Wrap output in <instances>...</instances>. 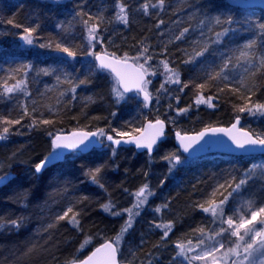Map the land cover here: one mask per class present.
I'll return each mask as SVG.
<instances>
[{
  "label": "trees",
  "instance_id": "16d2710c",
  "mask_svg": "<svg viewBox=\"0 0 264 264\" xmlns=\"http://www.w3.org/2000/svg\"><path fill=\"white\" fill-rule=\"evenodd\" d=\"M121 2L128 10L126 25L115 19L117 0H0V117L15 120L23 116L20 124H0V132L4 126L10 128L7 137L0 140V162L4 168L1 176H9L0 185V223L5 225L0 230V264H66L81 260L105 240L114 241L120 231L119 219L103 206L115 205L112 211L127 206L128 196L145 184L155 185L157 176L164 187L149 200L146 215L140 216L141 223L130 237L129 248L134 257L128 258L127 248L120 254V261L163 264L171 255L169 247L191 240L195 231L213 223L210 214L204 213L199 205L207 207L209 200L219 203L225 197L232 201L239 193L232 192L235 185L254 164L264 161L263 156L208 155L188 160L170 176V163L156 162L163 149L170 148L169 152L180 161L185 159L173 141H165L152 158L137 155L133 149L115 151L109 147L75 155L41 175L34 174L32 168L51 152L53 137L77 130L103 129L106 134L103 137L119 138L116 132L134 136L145 122L160 119L168 124L169 138L174 132L193 134L205 128L228 127L239 117L243 125L249 126L246 130L254 136H264V115L238 111L240 107L264 103V69L254 80L250 79L255 68L241 57V51H249L243 45L251 38L262 43L251 49L250 55L264 53V38L256 34L257 23H264V11L234 8L226 0H165L163 9L149 8V14L145 15L141 5L146 0ZM228 9L238 21L231 25L235 31L216 43V33L222 30V25L214 18ZM101 13L104 16L101 41L90 46L82 20ZM9 20L13 23H8ZM25 27H37L30 47L22 43ZM185 28L188 32L184 38L176 40ZM57 43L75 51L76 57L57 53ZM205 46L208 51L195 56ZM143 47L149 49L147 55L152 57L145 65L151 81L147 85L152 94L149 109L137 95H124L117 102L113 92L117 87L115 79L96 67L93 55L84 54L106 53L119 59L127 54L128 61H133ZM190 58H194L193 63H184ZM161 61H167L180 74L181 83L165 84L167 91L160 87L166 79ZM226 61L227 81L206 80L208 73L220 71ZM139 62L143 63V58ZM42 68H55L56 72L44 75L39 72ZM17 80L26 81L24 91L5 95L4 87L14 85ZM81 80L87 83L80 84L73 94L71 86ZM241 80L257 85L250 100L245 89L238 93L231 90L240 88ZM200 83L205 84L202 90L195 87ZM183 84L189 87L181 91ZM198 92L205 97L213 96L214 107L195 105ZM25 107L27 116L23 115ZM182 108L189 110L179 113ZM43 120L52 122L43 124ZM33 121L35 126L30 127ZM96 168L101 171L97 182H93L90 174ZM249 189L253 199L264 200L263 186ZM68 207L79 212L78 225L68 219L57 220ZM157 207L160 212L155 211ZM12 220H18L21 226L8 227ZM156 221L173 224L166 238L158 237L160 241L150 230L149 224ZM88 238L91 242L81 248Z\"/></svg>",
  "mask_w": 264,
  "mask_h": 264
},
{
  "label": "snow or ice",
  "instance_id": "6c2138e0",
  "mask_svg": "<svg viewBox=\"0 0 264 264\" xmlns=\"http://www.w3.org/2000/svg\"><path fill=\"white\" fill-rule=\"evenodd\" d=\"M165 5V0H156L155 3H149L146 2L141 5V11L145 15L149 14V8H158L163 9ZM116 8V16L115 19L123 24H128L129 18H128V10L127 6L121 2V0H117V3L115 4ZM95 19V23H90ZM215 22L219 25H222V30L218 33H216V43H220L222 38L227 37L230 32L235 31L232 29L231 25L233 23H237L238 21H235L233 19V16L231 15V10L228 9L227 12H222L220 15L216 16ZM104 22V16L101 13L100 15L93 17L91 15L88 16V19L82 20V23L87 31V39L90 46L93 45V42H100L101 41V30L100 25ZM8 23H13L12 20H9ZM111 23V21H109ZM160 23L162 24L163 21L161 20ZM227 25V27H223V25ZM16 27H20V25H16ZM38 27V26H37ZM37 27H25L23 29L24 35L22 39L29 45L33 44L32 34L37 31ZM159 27V24L157 25ZM257 36L264 38V23H257ZM106 30V29H105ZM188 32V29L185 28L183 31L179 33L178 36L175 37L176 40H181L184 38L185 33ZM261 41L257 38H251L247 40L243 48L245 50L249 51H241V57H244L248 60V63L251 64L255 71L250 73V79L255 78L257 73L261 71V69H264V53H261L259 56H255L254 53L250 55V50L254 47H260ZM43 47V45H41ZM56 50L62 53H65L68 57L75 58L77 53L73 50H71L69 47L63 46L61 43L56 44ZM208 51V48L205 46L202 51L196 52L195 56H203L205 52ZM149 52V49L147 47H143L136 57L133 58V61L131 64L128 63V57L127 54H125L123 60L113 58L109 59L107 56L100 55L99 53H93V52H86L85 55H93L95 57V60L99 62L98 67L100 69H110L112 72L116 74V77L118 78V86L113 89V92L117 96V102L119 100L124 98V93L131 92L133 90L136 91L138 95L142 94L143 96V103L145 107L148 106V104L152 100V94L147 90V85L151 83V81L147 80L145 77L148 75V69L145 67V65L148 64V61L152 59L151 55H147ZM143 58V63H140L139 61ZM253 58L255 59V63H253ZM194 58H190L187 61H184V63H193ZM163 64L166 79L163 84H161V90L167 91L165 88V84H180V74L175 69L171 68L167 61H161ZM118 65H122L125 69H128L130 71H120L118 70ZM25 67H30V65H27ZM229 62L226 61L220 71L213 73H208L206 80H214V79H221L224 81H227L229 79V76L225 74V70L228 69ZM245 71H248L246 68ZM39 72L43 73L44 75H51L56 72L55 68H42L39 70ZM152 75H155V73H151ZM57 81L60 80V77H56ZM68 83L71 84V81H68ZM87 83L86 80L79 81V84H74L71 86V92L74 94L76 91V88L79 87L80 84ZM26 85V81L24 80H17L16 83L12 86H5L3 89L4 94H11L18 91H24V87ZM240 88H233L231 89L233 92H240L241 89H245L248 93V100L251 99V95L254 94V90L256 89L257 85L253 82L251 85L248 84L246 80L240 81ZM189 87L188 84H183L182 88L180 89L183 91L184 88ZM195 87L197 89H204L205 84L200 83L196 84ZM123 89L121 91L120 89ZM219 91H223V89H219ZM65 95V93H61V96ZM73 99H75V96L73 95ZM213 96H207L205 97L202 92H198L195 98V105H207L208 107H214V104L212 103ZM189 109L188 108H182L179 109V113H186ZM239 112L244 113L248 112L249 114L256 115H264V103H257L252 106H245L240 107L238 109ZM24 116L28 115V110L25 107ZM115 115V113H113ZM15 119L10 120L4 117H0V124L4 125H17L21 123V119ZM52 121L50 120H43V124H49ZM240 119L237 117L236 123L232 124L231 128H205L203 131L197 133L194 136H181L179 133H177V138L180 141L181 146L183 147V150L185 152H188L191 147H193L194 144H198L201 140L205 138L208 134H217V133H223L224 135L228 136L229 139L232 141V143L236 146L238 149H243L245 151H252L256 149H260L261 151H264V136L256 135L253 137L248 132H242L241 136H237L233 134V130L237 128V124H239ZM35 126V121H33V124L30 125V127ZM164 126L165 121L157 119L155 123H149L148 128L153 130V134L145 140L143 137H135V136H129L126 132H116L115 129H113L114 132H116V136L119 137V139H114L112 135H107L106 138L108 141H111L115 145H120L121 142L123 143H135L137 148H147L149 152L152 151L153 145L156 143L157 139L159 137H162L164 135ZM10 132V128L8 126H4L2 128V132H0V140H4L7 135ZM105 132L103 129L98 130V132H78L73 133V137L75 139H69L67 137H61L56 136L52 140V145L54 150L55 149H79L82 145L84 147H87L86 141L89 140L90 137H96V136H105ZM125 137H128L125 139ZM61 158V154L58 152H50L48 156H46L43 160H41L39 163L35 165V171L37 173H40L44 168H46L50 163H52L55 160H59ZM168 159L175 161L176 164L180 163V158L178 156L176 157H169ZM256 165H253L252 168L248 170V173L246 174V177L244 179H241L239 183L235 185V188H233L232 192H239V190L242 188V186L246 185L248 183L249 179H252L255 177L256 172ZM101 171L100 168H96L93 173H91V178L93 182L96 181L97 174ZM261 176L264 177V173H261ZM9 177L3 176L0 177V185L7 182ZM102 187V185H101ZM220 187H224L221 185ZM232 192L229 193V196L232 195ZM147 193V194H146ZM137 198V203L135 205L136 208L141 207L143 204L146 203L148 195H152L150 191H148V185L145 184L142 186L135 194ZM86 199V198H85ZM228 197H225L222 199L219 203H216L214 199L208 201V206L205 207L204 204H200L199 207L202 209L204 213H209L211 217L213 218V221L219 220L221 225H227V227H220L217 231H215L214 236L209 237L210 240H215V237L217 236H223L225 239H229L230 237H235L237 240V243H235L234 247L227 248L226 251L223 252V254L220 257L216 256V253H219L221 249H224L226 247L225 243H222L220 241H217L216 243L219 244V247H209L206 250L202 251L199 255L188 257L186 255V249L183 244H177L176 247L179 249L178 255L184 256L185 259H188L190 262L192 260L196 261H208L209 258H211V264H220V261H225V264L228 260V258L235 257V259L232 260V264H257L258 257H264V206H257L256 201L249 199L246 203V210L244 211V214L237 215L236 211H233V214L227 215L225 213V205L227 203ZM104 210L107 212H110L112 215L119 216L121 215V212L112 211V209L115 207V205L109 203L105 204ZM164 207H167V205H164ZM125 212L130 213L128 221H126L125 227L122 229V232H127L129 228L132 226V216L131 212L132 209H124ZM156 212H160L161 208L157 207L155 209ZM72 214L69 216V214ZM136 215H139V212L136 213ZM79 216V212H75L73 210V207H68V209L63 213V215H60L57 217V220H65L68 219L69 222L73 225H78L79 221L77 217ZM8 227L16 228L18 229L21 224L18 220H12ZM259 226V227H258ZM5 227L4 224L0 223V230H2ZM49 227H52V225H49ZM156 228L162 229L163 231V237L166 238L169 235V232L173 228V224L171 222L168 223H160L155 225ZM201 232H203V229H200ZM248 237V240L245 238ZM122 239V236L118 234L114 241H108L105 240L102 244H100L99 247H96L94 251L91 252L90 255H88L83 260H71L67 261L66 264H119L117 260L118 256V245ZM91 242V238H88L84 241V243L81 244V248H84L88 243ZM240 242H243L241 244ZM201 244L204 243V241L200 242ZM242 248V252L240 249ZM187 251H192L191 248L187 249ZM259 264H264V259H259Z\"/></svg>",
  "mask_w": 264,
  "mask_h": 264
},
{
  "label": "rangeland",
  "instance_id": "374dc122",
  "mask_svg": "<svg viewBox=\"0 0 264 264\" xmlns=\"http://www.w3.org/2000/svg\"><path fill=\"white\" fill-rule=\"evenodd\" d=\"M53 1H59L60 2V1H64V0H53ZM22 43L26 47L31 46V45L27 44L23 39H22ZM57 53H62V52H57ZM147 90L150 92V90L148 88H147ZM243 128L246 130V128H249V126L243 125ZM166 141H169V142L173 141V137L167 138ZM109 147L110 146H104L101 151H103L105 149H109ZM169 149L164 148L163 151L159 154V156H157L156 162L160 163V164H163L165 162H169L171 165V169L169 170V175L173 176L176 172H178L179 166H185L189 161L187 159H185L178 164H174V162H175L174 159L170 160L168 158L169 157H176V155L171 154L169 152ZM95 152H98V151H95ZM254 165L257 166L256 172H255V177L252 179H249L248 183L246 185L242 186V188L239 190L238 195L232 201H230V199L227 200V203L225 205L226 216L233 214V211H236L237 215L244 214V211L246 210V203L245 202L249 199L256 201L257 206H264V200L263 201H257L250 196V189H249L250 187L263 186V190H264V177L261 176V173H264V161L257 162ZM3 172H4V168H2L1 162H0V177H2L1 175L4 174ZM246 174L244 175L245 177H246ZM7 177H9V176H7ZM159 181H160V177L157 176L155 185L154 184L152 186L148 185V191H150L152 193V195H148L146 203L143 204L141 207H139V208L135 207V205L137 203V198L134 194L139 190L138 189L134 193H132L128 196V205L127 206H121V208L117 210V212H121V215L116 216L119 219L120 231L115 235V238L118 234H120L122 236V239L118 245V249H119V252L121 254L124 249L128 248V251L126 250L128 258L134 257V252L132 251V249L129 248L130 247L129 243L131 241L130 237H133L132 234L134 233V230H136L137 227H139V225L141 223L140 216L144 215V214L146 215L145 211H146L147 203L149 202V200L152 197L155 196V193L157 192V190H161L164 187L163 182L161 184H159L160 183ZM255 183H257V184H255ZM124 209H132V212H131L132 226H131V228H129L127 230V232H122V229L125 227L126 221H128L130 213L125 212ZM114 211H116V210H114ZM137 212H139V215H136ZM156 224H159V222L156 221L154 223L149 224L150 230L153 232L152 234H155L157 236V238L158 237L162 238L163 237V231H162V229L156 228L155 227ZM220 227L226 228L227 225L226 224L221 225L219 220L213 221V223L210 226L201 227L197 231H195L192 235L191 240H189L187 242L175 243L173 245V248L169 247V249H171V255H168V260L163 264H211V258H209L208 261L192 260L190 262L188 259H185L184 256L178 255L179 249L176 247V245L177 244H183L185 249H186V255L188 257H192V256L199 255L202 251L206 250L209 247H212V246L219 247V244L216 242L220 241L222 243H225V245H226V247L224 249H221L219 253H216V256L220 257L223 254V252L227 250V248L234 247L235 243H237V240L235 237H230L229 239H225L223 236H217V237H215V240H210L209 237L214 236L215 231H217ZM200 229H203V232H201ZM245 239L248 240V237H246ZM158 241H160L159 238H158ZM201 241H204V243L201 244L200 243ZM240 243L243 244V242H240ZM189 248H191L192 251H187V249H189ZM240 251L241 252L243 251L242 248L240 249ZM233 259H235V257L230 256L228 258L226 264H232ZM259 259H264V257H258L257 264H259ZM220 263L225 264V261L221 260ZM147 264H149V263H147Z\"/></svg>",
  "mask_w": 264,
  "mask_h": 264
},
{
  "label": "water",
  "instance_id": "95a60500",
  "mask_svg": "<svg viewBox=\"0 0 264 264\" xmlns=\"http://www.w3.org/2000/svg\"><path fill=\"white\" fill-rule=\"evenodd\" d=\"M226 3L229 4L231 7L240 8V9H243V10L259 9V10L264 11V0H226ZM99 54L103 55V56H107L109 59L116 58V57L111 56V55L106 54V53H99ZM117 59H119V58H117ZM121 60H123V59H121ZM93 61H94L95 65L97 66V68L100 71L106 72V73L110 74L111 76H113V78L116 80L117 86H118V78L116 77V74L114 72H112L110 69H100L98 67L99 62L95 60V57L93 58ZM128 63L131 64L132 61H128ZM117 67H118V70H120V71H130L128 69H125L122 65H118ZM145 78L148 80V76L147 75H146ZM120 90L123 91L122 88ZM124 94L132 95V94H137V93H136L135 90H133L131 92H127V93H124ZM138 96L143 101L142 94H140ZM151 106H152V100H151V102L148 104V106L146 108L149 109ZM149 123H153L154 124L155 121H147V122H145V124L143 125L141 131L137 135H134V136L135 137H143L145 140H147L153 134V130L148 128V124ZM234 123H236V120L232 124H234ZM232 124L230 126H228V127H216V128H231ZM78 132H88V131L77 130V131H72V132H69V133H60V134L55 135L53 137V139L56 136L67 137L70 140L71 139H75V137H73V133H78ZM242 132H248L251 135H253L250 131L245 130L242 127V120L240 119L239 124H237V128L235 130H233V134L237 135L239 137V136H241ZM177 133H179V132H174L173 133V144H174V147L178 150V152L180 153V155L183 158H186V159H189V160L201 159V158L206 157L208 155H218V156H220V155H228V156H234V157L264 156V151H261L260 149H256V150H252V151H245L243 149L236 148V146L232 143V141L229 139V137L224 135L223 133H217V134H214V135L213 134H208L198 144H194L193 147H191L188 152H185L183 150V147L180 144L179 139L177 138V135H176ZM167 134H168V124L165 122L164 135L157 139L156 143L153 145V148H152L151 152H149L147 148H137L135 143H123V141H122L120 145H115L111 141H108L106 137L103 140L104 142H102L100 136L90 137L89 140L85 142L87 147H84L82 145L79 149H63L62 148V149H55L54 150L53 145H52V141H51V152L55 151V152L60 153L61 154V158L59 160H55L52 163H50L40 173H37L35 171V166L32 168L33 169L32 171L34 172L35 175H41L45 171H47L48 169H51V168H53V167H55V166H57L59 164L64 163L65 160L68 157H71V156H73L75 154H81V155L90 154L93 151H97V150L102 149L104 144L111 146L114 150L133 149L138 155L146 154L148 157L151 158V157H153L155 155V153L157 151V148L165 142ZM179 134L181 136H194L197 133H193V134H181V133H179ZM127 138L128 137H125V139H127ZM114 139H119V138H114ZM48 155H46V156H48ZM99 246L100 245H98L96 247H99ZM95 248H92L87 253V255L84 258H82L81 260L85 259L88 255H90L91 252L95 250ZM117 260H118L119 264H127V263H123V262L120 261L119 251H118Z\"/></svg>",
  "mask_w": 264,
  "mask_h": 264
}]
</instances>
